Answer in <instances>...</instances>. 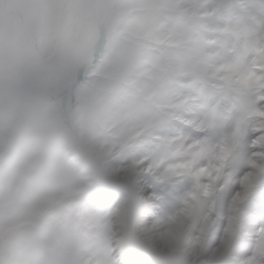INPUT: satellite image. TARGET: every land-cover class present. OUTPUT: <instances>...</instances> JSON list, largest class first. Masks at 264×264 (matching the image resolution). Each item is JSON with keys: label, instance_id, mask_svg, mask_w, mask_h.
Listing matches in <instances>:
<instances>
[{"label": "clouds", "instance_id": "obj_1", "mask_svg": "<svg viewBox=\"0 0 264 264\" xmlns=\"http://www.w3.org/2000/svg\"><path fill=\"white\" fill-rule=\"evenodd\" d=\"M0 264H264V0H0Z\"/></svg>", "mask_w": 264, "mask_h": 264}]
</instances>
